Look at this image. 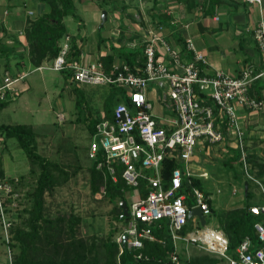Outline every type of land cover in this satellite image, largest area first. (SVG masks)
<instances>
[{
  "label": "built area",
  "instance_id": "built-area-1",
  "mask_svg": "<svg viewBox=\"0 0 264 264\" xmlns=\"http://www.w3.org/2000/svg\"><path fill=\"white\" fill-rule=\"evenodd\" d=\"M245 1L256 4L261 12L262 0ZM252 36L258 49L264 52L262 15ZM69 39L65 36V42L47 68L65 72L71 83L116 87L122 98L114 105L110 119L103 117L94 124L88 145V158L95 162L96 169L113 181L120 176L126 186L132 188L128 201L130 220L121 231L118 243L124 233L128 248H140L143 239L158 240L152 228L160 227L163 222L175 247L170 254L174 264H178L179 242L195 245L214 256L217 260L213 264H264V187L261 181L249 176L262 195L260 204L249 206V211L258 216L253 226L260 243L256 245L246 236L235 248L234 255L229 253L224 231L207 223L211 214L208 196L191 185L194 176L209 178L207 170L194 172L192 168L197 149L216 146L225 152L227 139L234 140L247 170L238 111L263 107V99L249 93L252 82L263 73L254 74L247 67L236 75L221 69L209 73L205 70V54L196 49L191 38L185 39V48L191 54L186 57L182 49L169 44L152 29L143 39V63L134 67L120 63L106 70L98 59L83 62L78 57L68 58ZM26 75L22 71L2 72L0 102L19 95L21 89L17 84ZM167 158L174 159L176 165L164 176L162 166ZM186 189L191 195V206L187 203ZM104 193L105 188L101 186L97 194L102 197ZM193 207H199L204 214V226L198 216L188 217ZM186 226L189 229L183 232Z\"/></svg>",
  "mask_w": 264,
  "mask_h": 264
},
{
  "label": "rangeland",
  "instance_id": "rangeland-1",
  "mask_svg": "<svg viewBox=\"0 0 264 264\" xmlns=\"http://www.w3.org/2000/svg\"><path fill=\"white\" fill-rule=\"evenodd\" d=\"M76 2L74 16L70 14L64 17L67 31L72 35L83 33L90 36L100 25L102 11L107 10L108 6L95 0H88L87 4H81L78 0ZM117 3L120 1L117 0ZM150 4L145 1L144 6L152 10ZM94 13L100 19L98 22L93 20ZM33 16L34 14H27L28 18ZM68 37L70 38L69 35ZM63 38L60 40V46L65 42ZM22 42L24 48L11 55L7 64L13 72L22 71L27 75L17 84L21 89L19 95L0 110V125L30 126L35 135L33 143L36 152L51 163L52 187L43 196L45 217L73 214L79 217L77 237L88 241L96 239L99 243L113 231L112 239L118 242L127 221L118 220L116 217L118 197L110 200L105 195L99 197L97 192H91L88 158L91 135L87 124L90 118L102 117L105 114L106 101L113 104L117 101L120 96L119 89L110 85L71 83L67 75L47 68L51 63L50 59L44 60L41 63L44 67L37 70L28 63L26 38H23ZM4 62V58H0V76L5 70ZM154 97L152 94L151 100L155 104ZM77 98L81 100V104L76 105ZM251 120L256 121L252 123V129L247 130L244 143L247 170L241 157L229 162L226 153L216 146L208 152L195 153L196 157L198 156L195 159L196 165L209 173V178H203L202 181L210 192L213 207L217 210V214L207 218L210 226L221 229L220 218L224 219L229 211L245 206L247 200L244 196V185L247 179L251 181V199L261 200L262 195L254 189L256 186L249 176L258 178L263 187L264 176L258 175L259 167H254L251 160L248 162L247 154L253 147L255 154L264 159L260 151L264 147V124L262 125V120L257 117ZM0 168L3 170V176H0V264H12L15 254L11 247L12 229L28 228L26 218L32 200L27 191L33 188L41 169L38 162L26 155L15 138L2 135ZM125 198L129 201V194H126ZM177 249L178 264L186 263L192 256L204 253L195 245L180 242Z\"/></svg>",
  "mask_w": 264,
  "mask_h": 264
},
{
  "label": "trees",
  "instance_id": "trees-1",
  "mask_svg": "<svg viewBox=\"0 0 264 264\" xmlns=\"http://www.w3.org/2000/svg\"><path fill=\"white\" fill-rule=\"evenodd\" d=\"M11 1V0H7ZM49 5V11L37 14L35 17L28 18L24 27L23 36L28 42V63L34 67L40 66L44 60H52L60 50V40L67 33V28L63 22V18L67 15L74 16V0H38ZM100 2L113 3L116 0H97ZM11 6V5H10ZM9 6V8H10ZM0 30L5 31L0 24ZM11 39L18 42V38L12 36ZM185 54L191 55L183 46ZM12 48L0 46V58L5 60V70H10L8 62L10 61ZM79 48L77 47L75 37L70 40V52L68 58H77ZM186 56V57H189ZM144 59V58H143ZM110 60H104L106 70L109 69ZM138 63V65H142ZM126 64L134 67L136 64L131 60H127ZM67 75V74H65ZM253 89V88H252ZM250 88V91L252 90ZM249 91V92H250ZM250 94H253L251 91ZM261 99L260 92L257 91L255 96ZM122 98L119 97L113 104L105 102V114L102 117H94L88 120V131L92 133L94 124L101 118H111L114 105ZM11 99L0 102V110L5 107ZM81 104L79 98L76 99V105ZM0 135L8 138L13 137L17 140L19 146L24 150L26 155L38 162L40 173L36 178L33 188L27 191L28 196L32 200L31 207L28 209V217L26 218L27 229L15 227L12 229L11 247L15 250L12 264H173L170 260V254L174 251V245L167 227L163 222L161 226L152 228L153 235L158 240L143 239V244L140 248H128L127 241L118 243L112 239L113 231H110L102 242H97L96 239L90 241L77 237V225L79 217L73 214L58 215L54 218L45 217L44 211V193L52 187L51 184V163L39 155L35 150L34 131L30 126L25 124L15 125H0ZM231 155L226 159H240V151L236 148H230ZM256 152L250 151L247 154V160L254 163V167L258 166V175L264 176V159L258 157ZM262 160L260 163L259 161ZM174 159H165L162 166V172L166 176L169 171L175 166ZM90 189L92 193L99 191L101 186H104L105 193L110 200L116 197L119 199L118 212L116 217L118 220H130V216H123V210L120 206L121 200H126L125 195L131 194L132 188L127 187L124 180L119 176L116 181L111 177L105 176L101 170L96 169L95 162L90 160ZM0 176H3V170L0 168ZM203 178L192 177L191 185L200 188L206 196H208V205L213 214H217V210L213 207V202L209 198L210 192L207 186L204 185ZM247 190L244 196L246 204L239 210H231L224 219L220 218L221 229L224 231L229 241V253L234 255L235 248L246 236H249L254 244H259L257 233L254 229V222L258 220V216L249 211V206L252 204H260L261 200H252L250 191V180H246ZM256 190V187H254ZM141 192L144 194V186H140ZM188 192L187 203L191 206L192 200ZM103 195V196H104ZM129 206L128 200H126ZM207 217V218H208ZM208 223V222H207ZM189 229V226L184 227L183 232ZM120 249L122 251L120 252ZM140 255L138 258L137 255ZM217 259L207 253L196 254L190 260L183 264H212Z\"/></svg>",
  "mask_w": 264,
  "mask_h": 264
},
{
  "label": "crops",
  "instance_id": "crops-1",
  "mask_svg": "<svg viewBox=\"0 0 264 264\" xmlns=\"http://www.w3.org/2000/svg\"><path fill=\"white\" fill-rule=\"evenodd\" d=\"M78 1H81V4L88 2ZM119 1L120 3H117V0L113 3L103 2L108 6L105 10L106 19L105 21L101 19L100 25L90 36L83 33L72 35L68 31L64 35V38L69 35L70 40L75 37L79 48L78 58L83 62L98 59L104 65V60L111 58L109 68L126 63L127 60L138 66V63L144 60L143 39L146 38L149 29L189 56L183 49L185 39L189 37L196 49L205 54L207 59L205 70L209 73L221 69L236 75L243 67L251 69L254 74L263 73L252 82L251 95L256 96L257 91L260 92L264 102V52L258 49L252 36L258 19L261 15L264 17V0L261 12L256 4L245 0H129L128 3ZM145 1L149 4L151 2L152 10L144 6ZM76 3L74 0V8ZM91 6L93 7L92 4ZM49 8L47 3L38 0H0V24L5 29L0 30V46L12 48L13 54L22 50L27 14H34L35 17L37 14L48 12ZM93 15L94 22H98L99 17L95 13ZM12 36L17 37L19 41L11 39ZM256 117L262 120L263 125L264 103L258 110L241 108L238 111L239 124L244 132V143L247 130L252 129V123L256 121L251 119ZM229 147L235 148L234 140L227 139L224 144L226 151L223 153L227 156L232 154ZM209 150L210 147L204 150L198 148L196 152ZM250 151L256 152L253 147ZM260 151L264 155V147ZM197 157L194 154L191 161L194 172L203 169L196 165Z\"/></svg>",
  "mask_w": 264,
  "mask_h": 264
},
{
  "label": "water",
  "instance_id": "water-1",
  "mask_svg": "<svg viewBox=\"0 0 264 264\" xmlns=\"http://www.w3.org/2000/svg\"><path fill=\"white\" fill-rule=\"evenodd\" d=\"M101 19H102V21H105V19H106V11L105 10L102 11ZM246 190H247V183H245V191ZM120 206H121V208L123 210L122 215L125 216V217H127L129 215V212H128V206H127L126 200H121L120 201ZM193 215L198 216V218L200 220L201 226H204L205 225L206 218H205L204 214H202V211L200 210L199 207H193V208H191L189 210L188 217L190 218ZM126 239H127V235H126V233H124L123 234V242H125Z\"/></svg>",
  "mask_w": 264,
  "mask_h": 264
}]
</instances>
